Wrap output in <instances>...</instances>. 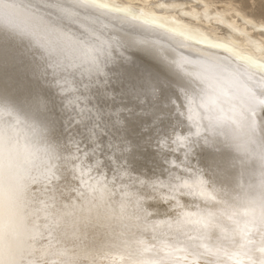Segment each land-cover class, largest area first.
<instances>
[{
  "label": "snow or ice",
  "instance_id": "1",
  "mask_svg": "<svg viewBox=\"0 0 264 264\" xmlns=\"http://www.w3.org/2000/svg\"><path fill=\"white\" fill-rule=\"evenodd\" d=\"M234 6L264 37V0ZM33 7L31 42L0 51V97L25 113L39 161L18 189L26 235L3 264H264V76L209 53L194 83L191 62L134 23L139 6ZM246 73L243 107L225 110Z\"/></svg>",
  "mask_w": 264,
  "mask_h": 264
},
{
  "label": "bare ground",
  "instance_id": "2",
  "mask_svg": "<svg viewBox=\"0 0 264 264\" xmlns=\"http://www.w3.org/2000/svg\"><path fill=\"white\" fill-rule=\"evenodd\" d=\"M98 2L139 6L134 14L143 12L144 15L134 23L145 25L147 21L145 26L151 31L146 35L151 39L155 38L153 32L158 34L161 42L165 44L164 54L169 58L179 60L183 57L190 61L183 71L191 74L194 83L201 75L198 63L209 53L247 68L249 74L257 80L264 76V37L260 34L258 24L247 23L252 19L250 15H237L239 9L234 5L238 0ZM3 3L6 7L0 8V51L14 55L31 42V31L36 28L37 12L33 7V0H3ZM148 4H163L166 7H145ZM169 44L176 50L168 47ZM214 45L220 47H213ZM145 48L146 46H140L133 50L138 51L136 55L151 59ZM247 75L240 74L235 78L234 94L220 98L221 106L225 110L235 111L243 107L246 87H251ZM0 108L10 109L23 122L14 132L9 130V125L14 123L13 116L5 117L0 124L5 130L0 133V264H3L4 250L26 235L25 209L22 207L18 189L20 184L26 182L25 173L39 161L35 159L37 145L28 130L29 121L25 113L15 103L3 97H0ZM158 243L164 247L167 242Z\"/></svg>",
  "mask_w": 264,
  "mask_h": 264
},
{
  "label": "rangeland",
  "instance_id": "3",
  "mask_svg": "<svg viewBox=\"0 0 264 264\" xmlns=\"http://www.w3.org/2000/svg\"><path fill=\"white\" fill-rule=\"evenodd\" d=\"M137 50H133V52L136 54L137 52H136ZM137 56H139V55H137ZM171 59V58H170ZM166 240H161V242H165ZM167 242V241H166ZM168 251H171V249H166L165 248V252H168ZM145 255L148 257V258H150L151 257V253H145ZM113 256H114V264H115V262H116V264H121V259H120V256L118 255V254H113ZM146 256H144V258L146 259L147 257ZM150 256V257H149ZM118 261H120V262H118Z\"/></svg>",
  "mask_w": 264,
  "mask_h": 264
}]
</instances>
